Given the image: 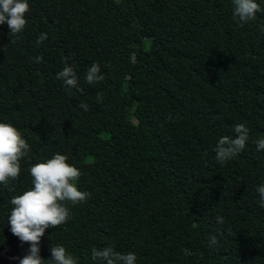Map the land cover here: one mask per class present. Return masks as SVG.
Instances as JSON below:
<instances>
[{"label": "trees", "instance_id": "trees-1", "mask_svg": "<svg viewBox=\"0 0 264 264\" xmlns=\"http://www.w3.org/2000/svg\"><path fill=\"white\" fill-rule=\"evenodd\" d=\"M29 3L19 36L0 25V122L31 147L20 177L0 185V264L28 254L10 230V200L33 187L30 167L56 153L82 171L76 183L91 196L47 229L43 259L59 244L78 264H95L92 249L105 246L136 264H264V150L254 144L264 137V13L241 26L232 0ZM93 63L105 79L90 85ZM66 65L83 92L57 79ZM240 123L250 139L221 166L214 148Z\"/></svg>", "mask_w": 264, "mask_h": 264}, {"label": "clouds", "instance_id": "clouds-1", "mask_svg": "<svg viewBox=\"0 0 264 264\" xmlns=\"http://www.w3.org/2000/svg\"><path fill=\"white\" fill-rule=\"evenodd\" d=\"M233 19L241 26L253 22L258 13H264V6L257 0H232ZM31 11L29 0H0V25L7 24L10 36H19L28 25L27 14ZM264 33V24L259 26ZM48 38L46 33L39 35L36 43L41 44ZM12 42V41H10ZM42 57H36L41 62ZM66 89L79 88V77L73 66L66 65L57 73ZM85 81L94 85L105 79L98 63H93L86 71ZM83 92V88H79ZM101 102V97L97 96ZM80 108L88 111L87 104ZM172 119L171 116L168 117ZM236 135L220 138L214 148L215 160L223 166L242 153L249 141V129L242 123L234 125ZM257 151L264 150V137L254 141ZM31 147L23 133L10 123L0 122V185L8 187L17 180L22 172L21 161L29 157ZM30 158V157H29ZM66 155L56 153L44 162L36 163L29 169L33 187L21 195L11 198L12 205L8 224L13 235L23 243L30 244L28 254L20 259V264H78V259L68 252L63 245H53L52 258L45 260L41 256V241L47 229L58 228L71 219L68 204L77 205L86 202L91 194L79 189L77 181L82 171L68 162ZM258 204L264 208V184L258 185ZM218 224L224 223L222 216H217ZM230 231V230H229ZM209 246H217L215 234L208 237ZM95 264H136L134 253H121L113 246L93 248L91 253Z\"/></svg>", "mask_w": 264, "mask_h": 264}]
</instances>
